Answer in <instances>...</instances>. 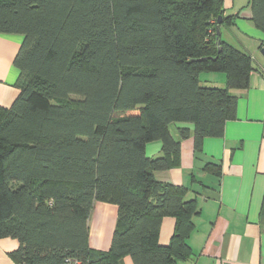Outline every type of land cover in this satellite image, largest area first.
<instances>
[{"label": "trees", "instance_id": "16d2710c", "mask_svg": "<svg viewBox=\"0 0 264 264\" xmlns=\"http://www.w3.org/2000/svg\"><path fill=\"white\" fill-rule=\"evenodd\" d=\"M219 17L230 23L223 0H0V34L22 37L19 94L0 107V240L18 242L16 264L190 257L195 200L153 174L180 167L171 124H190L197 148L222 135L228 91L248 88L251 57L216 37ZM253 18L264 28V9ZM202 72L223 73L225 88L203 86ZM154 141L161 153L148 157ZM95 202L118 208L108 251L88 246Z\"/></svg>", "mask_w": 264, "mask_h": 264}, {"label": "crops", "instance_id": "0c3cea01", "mask_svg": "<svg viewBox=\"0 0 264 264\" xmlns=\"http://www.w3.org/2000/svg\"><path fill=\"white\" fill-rule=\"evenodd\" d=\"M261 3L253 8L252 0H223V18L230 23L217 26L219 39L247 52L252 71L247 89L228 91L235 104L222 135L206 137L195 148L190 124L169 126L180 144V167L154 172V179L185 188L186 199L195 200L198 210L186 239L190 257L174 264H264V28L253 18L264 9ZM21 39L0 34V107L9 108L19 94L13 60ZM202 76L203 86L225 88V75ZM179 127L189 129L190 136L181 138ZM160 144L148 143L146 155H160ZM117 211L112 204H93L88 221L91 249L109 250ZM174 228L173 217L162 219L160 245L169 244ZM17 247L16 240L1 239L0 264H16L9 253ZM120 262L133 264L128 256Z\"/></svg>", "mask_w": 264, "mask_h": 264}, {"label": "rangeland", "instance_id": "374dc122", "mask_svg": "<svg viewBox=\"0 0 264 264\" xmlns=\"http://www.w3.org/2000/svg\"><path fill=\"white\" fill-rule=\"evenodd\" d=\"M215 33H216V31H215ZM223 74V73H222ZM222 74H220V73H214V74H211V73H205V72H202L201 73V75H200V80H201V82H203L204 81V77L202 76V75H222ZM224 75V74H223Z\"/></svg>", "mask_w": 264, "mask_h": 264}, {"label": "water", "instance_id": "95a60500", "mask_svg": "<svg viewBox=\"0 0 264 264\" xmlns=\"http://www.w3.org/2000/svg\"><path fill=\"white\" fill-rule=\"evenodd\" d=\"M220 24H221V17H219V18L217 19V26L220 25ZM219 34H220V33H219V30L217 29V30H216V37H217V38H219V36H220ZM262 53H263V52H262ZM263 55H264V53H263Z\"/></svg>", "mask_w": 264, "mask_h": 264}, {"label": "built area", "instance_id": "2783aa9c", "mask_svg": "<svg viewBox=\"0 0 264 264\" xmlns=\"http://www.w3.org/2000/svg\"><path fill=\"white\" fill-rule=\"evenodd\" d=\"M66 264H69V263H66Z\"/></svg>", "mask_w": 264, "mask_h": 264}]
</instances>
